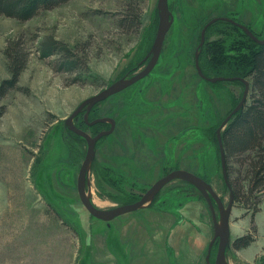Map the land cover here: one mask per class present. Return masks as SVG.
<instances>
[{"label":"rangeland","instance_id":"1","mask_svg":"<svg viewBox=\"0 0 264 264\" xmlns=\"http://www.w3.org/2000/svg\"><path fill=\"white\" fill-rule=\"evenodd\" d=\"M129 3L69 0L25 21L0 15V80L9 76L6 40L18 38L28 50L19 89L0 99V264H206L213 221L196 187L170 181L150 204L109 222L92 216L78 196L84 156L68 150L65 119L83 100L132 74L156 34L157 0H138L140 25L126 29L120 20ZM168 5L173 22L153 70L98 105L115 120L112 133L97 142L88 172L87 189L101 208L135 201L176 168L203 175L224 202L229 198L213 131L242 86L201 79L194 53L201 28L215 16L233 13L262 35L264 0H168ZM219 36L225 38L216 26L209 29L204 46ZM49 37L85 60L92 75L54 70L58 55L42 57L38 50ZM151 99L157 104L149 106ZM240 158L228 163L237 196L230 242L246 233L253 240L242 249L230 243L226 259L264 264V193L247 189V167ZM107 166L114 169L110 179L101 172ZM216 251L215 243L211 262Z\"/></svg>","mask_w":264,"mask_h":264},{"label":"trees","instance_id":"2","mask_svg":"<svg viewBox=\"0 0 264 264\" xmlns=\"http://www.w3.org/2000/svg\"><path fill=\"white\" fill-rule=\"evenodd\" d=\"M68 1L69 0H0V15L25 21L38 15L42 10L53 9ZM137 5L138 0H130L126 18L124 17L120 20L121 25L126 29L136 28L140 25V13ZM232 14H229L230 17ZM233 19L240 22L235 17ZM245 25L257 37H263L264 33L261 35L250 25ZM214 26L217 27L221 36L225 35V38L219 36L220 38L208 42L205 46V43H203L198 57L201 71L206 76H224L233 77V79L219 80L216 82L206 80V82L210 84L230 82L242 86L239 98L235 99L231 108L237 104L243 92L244 84L239 78H245L250 82L249 93L245 103L231 116L221 131L227 176L229 175L228 163L233 158L239 159L243 156L240 159L241 162L244 161L247 167L245 168L247 189L249 191L256 190L259 193H264V43L260 44L256 42L238 26L227 20L221 19L207 27L205 36L207 31ZM188 30L189 29H187V31ZM38 47L42 57L55 54L58 55L59 58L57 59L56 66H54V70L56 71L69 72L80 69L84 71L83 73L89 72V69L84 67L86 65L85 60H82V58L79 59L67 45L54 40L52 37L39 42ZM3 54L6 59V69L9 76L0 80V99L4 98L11 90L19 89L20 75L25 69L28 61V50H26L23 43L18 38L6 40ZM89 75L92 74L89 72ZM132 98L130 102L133 101ZM130 109H132L131 106ZM89 114L90 118H97L101 113L99 112L98 106H96ZM108 114L109 113H105L104 115ZM105 125H107L105 122L87 125L82 118H80L79 122L76 124L77 127L87 132L90 130V134H96L102 130ZM65 139L68 150L73 152L74 156L82 157L85 155L86 142L84 138L69 130V135L65 136ZM213 140L216 143L217 158L220 163L216 129L213 131ZM113 170L114 169L109 166L106 168L102 167L101 172L103 173V177L105 179H110V171ZM198 175L204 178L203 175ZM178 180L186 182L181 179ZM186 183L193 186L188 182ZM224 186L227 189L225 184ZM230 187L233 191L235 200L237 197L236 192L233 190L231 184ZM221 198L223 200V197ZM252 240L253 236L251 233H246L236 237L230 245L233 248L242 249L247 247Z\"/></svg>","mask_w":264,"mask_h":264},{"label":"water","instance_id":"3","mask_svg":"<svg viewBox=\"0 0 264 264\" xmlns=\"http://www.w3.org/2000/svg\"><path fill=\"white\" fill-rule=\"evenodd\" d=\"M157 7V14H158V23H157V29L156 34L152 43V46L148 52L149 59L148 62L140 69L134 71L129 76H123L120 77L110 84H108L106 87L95 93L94 95L86 98L83 100L72 112L69 114V116L65 119V124L67 128H69L71 131L76 133L77 135L81 136L85 139L86 142V150L85 155L82 160V163L80 165L78 176H77V192L79 199L83 206L86 208V210L95 218L104 220L106 222L111 221L115 217L137 210L139 208H142L152 202V200L155 198V196L158 194V192L170 181H173L175 179H181L184 180L190 184H192L194 187H196L200 193L202 194L203 198L206 200L210 212L212 215V221H213V236L208 244L207 253L205 257L206 264H229L226 259V247L231 243L230 242V228H229V218L233 207L234 202V195L233 191L230 187L228 176H227V168H226V160H225V154H224V147L222 143V137H221V131L231 118V116L236 113L241 106L245 103L249 88H250V82L249 80L245 78H239L243 84V92L242 95L237 102V104L232 108V110L222 119L218 127L216 128V138L219 148V154H220V164H221V173L222 178L229 190V198L227 202H224L222 200L221 196L214 190V188L211 186V184L206 181L201 176L186 170L182 168H176L168 171L164 175H162L160 178L155 180L149 188L146 189L145 192H143L138 199H136L133 202L129 203H123L119 204L114 207L109 208H101L97 206L91 197V192L89 189H87L88 185V172L90 170L91 164L95 157V147L97 141L112 133L115 127V120L114 118L110 116H99L97 118H94L91 121H88L89 124L94 123H100V122H108L110 123L109 128L100 130L96 134H90L87 131L79 128L76 126V124L73 121V118L83 109L84 106H86L85 110V119L88 117V112L90 108L96 104L99 103L109 96L116 94L120 91H122L124 88L132 85L133 83L137 82L138 80L142 79L146 75L149 74V72L153 69L155 64L158 61V58L160 56V52L163 46V42L166 36L167 31L169 30L172 22H173V16L171 13V10L169 9L168 0H157L156 3ZM227 20L231 22L232 24L238 26L243 31H245L249 37H251L256 42L263 44L264 43V35L262 38L257 37L245 24L240 23L233 18H230L228 16H215L209 19L201 28L200 31V40L197 46V49L194 53V65L197 70L198 75L210 82H216L219 80H232L233 77H224V76H206L202 73L199 61H198V55L201 50V47L205 41V32L207 27L214 23L217 20ZM140 64V63H139ZM216 208L218 210V215L216 214ZM216 242L217 244V251L215 255V259L213 262L209 260L211 248L213 244Z\"/></svg>","mask_w":264,"mask_h":264},{"label":"flooded vegetation","instance_id":"4","mask_svg":"<svg viewBox=\"0 0 264 264\" xmlns=\"http://www.w3.org/2000/svg\"><path fill=\"white\" fill-rule=\"evenodd\" d=\"M240 23H242V22H240ZM148 52V51H147ZM147 52L142 56V58H141V60H139L138 62H137V65L136 66H134L133 67V70H132V73L134 72V71H136V70H138V69H140V68H142L147 62H148V59H149V56H147ZM140 63V64H139ZM153 70V69H152ZM151 72V71H150ZM149 72V73H150ZM129 73V72H128ZM126 74V73H125ZM129 75H131V74H129ZM129 75H125V76H129ZM144 78V77H143ZM142 78V79H143ZM118 79V78H117ZM141 80V79H140ZM139 81V80H138ZM137 81V82H138ZM137 82H135V83H137ZM135 83H133L132 85H134ZM132 85H130V86H128V87H131ZM167 88H168V86H172L171 85V83H167L166 85H165ZM128 87H126V88H124L122 91H124V90H126ZM167 88H165V91L167 90ZM121 92V91H120ZM114 95V94H113ZM138 95V94H137ZM139 96H140V94H139ZM110 97V96H109ZM108 97V98H109ZM107 99V98H106ZM105 99V100H106ZM104 101V100H103ZM142 101H145L144 100V98L142 99ZM157 100H153V99H151V100H147V104L149 105V106H152V104L153 103H155V104H157ZM99 105V103H96V104H94L91 108H90V110H89V112H88V117H87V119L88 120H86L85 119V117H84V115H85V110H86V106H84L83 107V109L73 118V121H74V123H78L79 122V120H80V118H82V120L87 124V125H93V124H89L88 123V121H91V120H93L94 118H90V112H91V110L93 109V108H95L96 106H98ZM130 109V108H129ZM99 116H110L109 114L108 115H104V114H100ZM98 117V116H97ZM107 125H105L104 127H103V129H107V128H109V126H110V123H108V122H105ZM95 124V123H94ZM115 128V127H114ZM102 129V130H103ZM184 131V133H185V131L186 130H183ZM88 133H90V130H89V132ZM183 133V134H184ZM179 135V134H178ZM152 139V138H151ZM152 155V154H151ZM146 158H149L148 156H145ZM156 197V196H155ZM139 198V197H138ZM137 198V199H138ZM216 243V242H215ZM214 243V244H215Z\"/></svg>","mask_w":264,"mask_h":264}]
</instances>
